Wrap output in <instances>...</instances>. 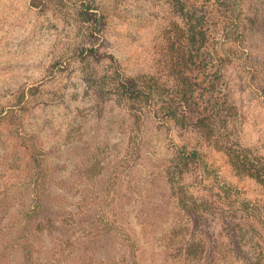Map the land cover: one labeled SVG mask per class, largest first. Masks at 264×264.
Here are the masks:
<instances>
[{
    "label": "rangeland",
    "instance_id": "374dc122",
    "mask_svg": "<svg viewBox=\"0 0 264 264\" xmlns=\"http://www.w3.org/2000/svg\"><path fill=\"white\" fill-rule=\"evenodd\" d=\"M105 3L110 14L107 30L96 44L114 55L122 73L161 75L167 44L163 35L171 31L164 2ZM208 12L212 21L221 23L214 5ZM61 16L54 10H38L31 0H0V108L14 110L21 129L41 147L44 175L39 189L51 203L42 216L55 218L58 224L47 228L40 245L48 249L55 244L50 234H68L70 244L84 242L74 255L66 247L55 256V264H193L185 260L184 248L195 238L201 246L198 254H204L202 264H256L249 238L241 240V252L227 245L230 236L224 233L223 248L215 254L216 244L206 234L209 226H215L212 214L202 210L190 217L179 203L180 193L174 192L172 183L180 181L179 185H190L187 198L192 195L198 202L203 195L201 172L183 180L176 173L177 149L185 142L180 129L154 115L148 104H133L106 85L105 76L115 63L106 58L78 59L73 44L82 41L85 32L72 16ZM259 37H252L245 70L241 62L239 70L235 62L227 61L222 71L225 89L220 103L228 116L224 123H214L213 140L219 145L199 138L205 142L204 159L210 170L247 198L260 196L261 187L249 176L236 174L219 148L241 146L264 159V37ZM217 95L208 105L209 113L217 105ZM7 176L0 171L1 187L9 190L0 203V251L6 253L15 239L20 245L0 264H28L22 228H6L14 219L28 218L31 199L27 197L23 210V202L16 201L23 196L20 184ZM71 215L76 223L72 228L59 224ZM96 228L101 234L91 246L82 234L89 236ZM39 253L42 260L48 259L44 249Z\"/></svg>",
    "mask_w": 264,
    "mask_h": 264
},
{
    "label": "trees",
    "instance_id": "16d2710c",
    "mask_svg": "<svg viewBox=\"0 0 264 264\" xmlns=\"http://www.w3.org/2000/svg\"><path fill=\"white\" fill-rule=\"evenodd\" d=\"M158 1L164 2L171 16L167 23L171 31H165L163 35L167 42L165 61L162 74L156 78L122 73L114 55L102 51L96 44L107 30L110 14L106 0H31V3L38 10L57 11L59 15H63L60 18L72 16L78 28L85 32L83 40L73 44L78 59L90 58L100 61L106 58L112 64L115 63L111 72L105 76L106 85L133 104H148L154 115L160 114L180 129L185 142L177 149L174 164L176 173L180 180H183L190 173L196 175L201 172V180H198L200 177L195 180L200 182L199 189L203 195L198 202L192 195L187 198L186 190L190 185H179L180 181L177 184L172 183L174 192L180 193L179 203L183 210L189 212L190 217L197 216L195 213L202 210L212 214L215 226H209L206 234H209L210 241L216 244L211 246L215 249V254L218 255L223 248L220 240L225 233L230 236L227 245L233 249L234 245L235 248L237 246L241 249V240L245 238H249L247 241H253L258 259L256 264H264V159H258L237 145L238 148H233L230 144L219 148L228 157L229 164L236 174L249 176L261 187L260 196L247 198L238 188L221 182L219 176L210 170L211 166L204 159L205 142L199 139L206 137L215 145L219 143L217 139L215 142L213 140L216 132L214 123H224V118L228 116L227 108L220 103L225 89L222 71L227 61L235 62L239 70L241 62L242 68L246 69L251 54L252 37L255 34L260 36L259 38L264 37V0ZM247 3L250 4L249 8H246ZM210 5H214L221 14L220 24L212 21L208 12ZM85 38L88 44H84ZM214 93H218L215 98L217 105L213 104V112L209 113L208 105L213 101ZM23 96L24 93L21 97ZM15 116L14 110L0 108V171L3 173L5 170L12 183L19 182L18 192L23 196L16 198V201L23 202V210L27 197L31 200L25 212L29 219H14L6 230L13 231L18 226L22 228L20 234H23L22 239L26 238L27 241V246L23 245L22 248L25 249L28 264H55V256L66 252V247L69 248L68 253L73 254L84 242L75 241L70 244V235L50 234L55 238V244L48 249L40 245L39 241L47 228L57 227L58 224L55 218L42 216L51 206L50 200H47L44 192L39 189L44 175L40 163L44 154L35 137L24 133ZM192 135H196L197 141ZM8 194L7 187H1L0 184V203ZM9 200L14 201L15 198L9 197ZM197 218L200 220V217ZM66 219L68 221L62 220L59 224L68 228L76 224L72 215ZM101 230L96 228L89 236L82 234L84 241L93 246ZM108 237L112 238L111 234H108ZM198 242L199 240L191 238L184 248L185 260L193 264L204 262V254H198L201 247ZM16 245H20L17 239L10 244L6 253L0 251L1 262L4 256L6 261L16 251ZM42 249L49 253L46 260L39 256ZM228 256L229 254L225 255Z\"/></svg>",
    "mask_w": 264,
    "mask_h": 264
}]
</instances>
